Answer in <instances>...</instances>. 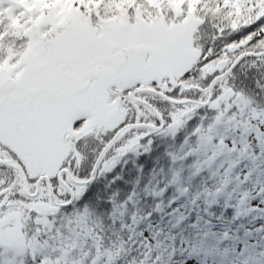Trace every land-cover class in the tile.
<instances>
[{
    "label": "snow or ice",
    "instance_id": "obj_1",
    "mask_svg": "<svg viewBox=\"0 0 264 264\" xmlns=\"http://www.w3.org/2000/svg\"><path fill=\"white\" fill-rule=\"evenodd\" d=\"M0 264H264V0H0Z\"/></svg>",
    "mask_w": 264,
    "mask_h": 264
}]
</instances>
